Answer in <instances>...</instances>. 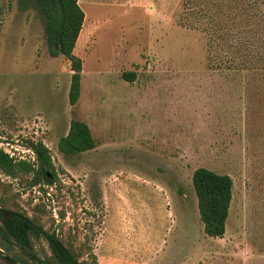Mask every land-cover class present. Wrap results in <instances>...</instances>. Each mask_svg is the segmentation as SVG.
<instances>
[{
  "label": "rangeland",
  "instance_id": "rangeland-1",
  "mask_svg": "<svg viewBox=\"0 0 264 264\" xmlns=\"http://www.w3.org/2000/svg\"><path fill=\"white\" fill-rule=\"evenodd\" d=\"M184 2L80 0L71 105L70 64L49 56L36 0H0V150L34 162L29 142H41L55 182L44 194L28 176L0 180L29 215L39 206L45 229L87 244L97 264H264V76L210 67ZM71 120L88 126L94 149L59 151ZM198 168L233 181L221 239L203 231Z\"/></svg>",
  "mask_w": 264,
  "mask_h": 264
},
{
  "label": "trees",
  "instance_id": "trees-1",
  "mask_svg": "<svg viewBox=\"0 0 264 264\" xmlns=\"http://www.w3.org/2000/svg\"><path fill=\"white\" fill-rule=\"evenodd\" d=\"M44 17V33L50 57L61 56L72 71L68 93L75 105L80 96L82 61L73 50L81 37L86 14L80 0H36ZM190 29H200L206 40L208 65L214 69L254 72L264 76V0H185ZM83 25V28H82ZM82 29V30H81ZM81 31V32H80ZM122 79L134 81V73H123ZM34 162L16 161L0 150V172L16 179L28 176L29 188L52 187L54 167L49 150L41 142H29ZM96 147L88 126L71 120L68 132L58 141V149L66 155L90 151ZM197 209L203 231L208 237L223 238L232 200L233 181L225 174L198 168L192 174ZM48 189V188H47ZM18 193L11 184L0 180V209L10 213L4 219L0 213V236L19 248L35 264H97L92 249L85 243H75L69 231L45 229L37 218L22 210ZM64 215L60 216V221ZM43 239L47 250L38 244ZM86 257V258H85ZM0 264H16L0 252Z\"/></svg>",
  "mask_w": 264,
  "mask_h": 264
},
{
  "label": "water",
  "instance_id": "water-1",
  "mask_svg": "<svg viewBox=\"0 0 264 264\" xmlns=\"http://www.w3.org/2000/svg\"><path fill=\"white\" fill-rule=\"evenodd\" d=\"M4 219L11 218L9 212L0 209ZM0 252L12 259L16 264H35L26 254H24L19 248L14 246L0 236Z\"/></svg>",
  "mask_w": 264,
  "mask_h": 264
},
{
  "label": "crops",
  "instance_id": "crops-1",
  "mask_svg": "<svg viewBox=\"0 0 264 264\" xmlns=\"http://www.w3.org/2000/svg\"><path fill=\"white\" fill-rule=\"evenodd\" d=\"M83 26V25H82ZM73 53H75V49L73 50Z\"/></svg>",
  "mask_w": 264,
  "mask_h": 264
}]
</instances>
